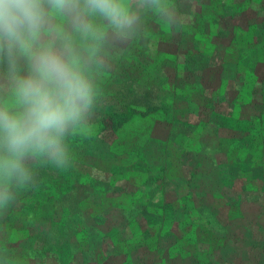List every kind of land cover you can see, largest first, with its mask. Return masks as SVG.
<instances>
[{
    "label": "trees",
    "instance_id": "obj_1",
    "mask_svg": "<svg viewBox=\"0 0 264 264\" xmlns=\"http://www.w3.org/2000/svg\"><path fill=\"white\" fill-rule=\"evenodd\" d=\"M183 6L121 61L73 168L0 210V264H264V0ZM155 83L170 105L145 103Z\"/></svg>",
    "mask_w": 264,
    "mask_h": 264
},
{
    "label": "clouds",
    "instance_id": "obj_2",
    "mask_svg": "<svg viewBox=\"0 0 264 264\" xmlns=\"http://www.w3.org/2000/svg\"><path fill=\"white\" fill-rule=\"evenodd\" d=\"M183 0H0V210L38 167L72 169L121 61L182 28ZM21 264H26L22 261Z\"/></svg>",
    "mask_w": 264,
    "mask_h": 264
},
{
    "label": "rangeland",
    "instance_id": "obj_3",
    "mask_svg": "<svg viewBox=\"0 0 264 264\" xmlns=\"http://www.w3.org/2000/svg\"><path fill=\"white\" fill-rule=\"evenodd\" d=\"M186 3V2H185ZM184 3V4H185ZM189 5H191L189 3V1L187 2ZM196 6V4H194ZM192 6V5H191ZM190 6V7H191ZM185 8L187 9V7L185 6ZM191 9L192 8H189V13H191ZM170 72L171 69L169 70ZM156 75H158V77L160 78V80H164L165 77L163 76V72L157 70L156 72ZM157 83H155V85H152V90L149 91L148 95H149V98H147V101L145 102L147 105H159V104H162V105H170L171 103V96H170V92H168V90L166 88L163 87V89H161L160 85H156ZM145 89H140V91H144ZM122 99L124 100H127V99H130V96H126V97H123ZM169 108V107H168ZM171 112L173 110V106L172 108H170ZM180 113V110L178 111V114ZM152 122H153V125H152V129H151V132H155L156 135H160V136H165V132L160 129H158V126L160 125V121H161V116H159L158 114H156L154 116V118H151ZM170 132V130H168V133ZM203 136V139L206 141V143L208 144L207 146L210 147L211 149H214L213 147L216 146V142L218 141V139L216 138V136L211 133L209 130H206V132L204 133ZM129 231H131L129 228L126 229L124 231V234H122L121 236H117L116 234L117 233H113L112 237H113V241L116 240L119 244V246H121L122 249L126 250V248L124 247V243H120V240H121V237H127L128 234H129ZM117 237V238H116ZM116 242V243H117Z\"/></svg>",
    "mask_w": 264,
    "mask_h": 264
}]
</instances>
